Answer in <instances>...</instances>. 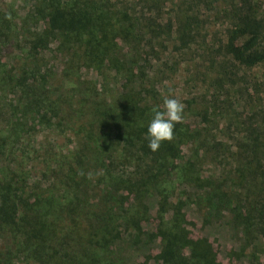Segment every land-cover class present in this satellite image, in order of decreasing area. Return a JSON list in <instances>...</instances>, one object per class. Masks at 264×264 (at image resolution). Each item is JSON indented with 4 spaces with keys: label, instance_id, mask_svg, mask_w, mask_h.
<instances>
[{
    "label": "trees",
    "instance_id": "1",
    "mask_svg": "<svg viewBox=\"0 0 264 264\" xmlns=\"http://www.w3.org/2000/svg\"><path fill=\"white\" fill-rule=\"evenodd\" d=\"M190 207L264 264V0H0V264H218Z\"/></svg>",
    "mask_w": 264,
    "mask_h": 264
},
{
    "label": "rangeland",
    "instance_id": "2",
    "mask_svg": "<svg viewBox=\"0 0 264 264\" xmlns=\"http://www.w3.org/2000/svg\"><path fill=\"white\" fill-rule=\"evenodd\" d=\"M214 23L210 24L209 31L216 30ZM191 210L187 211L186 218L190 222L188 230L191 237H207L210 245L213 250L216 252L217 263L218 264H242L243 261L231 255L229 253L236 252L238 245L240 243V232L231 230L224 221L221 222H211L205 226H201L202 215L199 211H195L190 207ZM142 237V236H141ZM143 238V239H142ZM138 237L136 243L132 245L131 241L127 242L126 240L120 241V246L122 248L120 252L122 262L120 264H131L135 260L141 259L147 253H150L151 250L154 251L155 244L152 245L153 241L148 236L144 235L143 237ZM0 243H2L0 241ZM264 240L262 241V244ZM264 245V244H263ZM2 246V245H0ZM138 247H141V250H135ZM150 250V252H149ZM155 253V252H154ZM154 256V254H153Z\"/></svg>",
    "mask_w": 264,
    "mask_h": 264
},
{
    "label": "clouds",
    "instance_id": "3",
    "mask_svg": "<svg viewBox=\"0 0 264 264\" xmlns=\"http://www.w3.org/2000/svg\"><path fill=\"white\" fill-rule=\"evenodd\" d=\"M183 104L170 97H165L162 110L153 109L152 118L146 128L148 148L156 151L161 142L170 141L174 135V126L183 118Z\"/></svg>",
    "mask_w": 264,
    "mask_h": 264
}]
</instances>
